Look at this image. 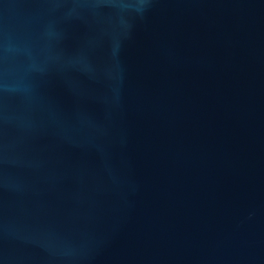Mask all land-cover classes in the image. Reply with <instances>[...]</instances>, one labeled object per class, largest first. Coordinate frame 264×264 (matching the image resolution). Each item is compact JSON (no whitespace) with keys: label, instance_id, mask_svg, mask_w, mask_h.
<instances>
[{"label":"water","instance_id":"95a60500","mask_svg":"<svg viewBox=\"0 0 264 264\" xmlns=\"http://www.w3.org/2000/svg\"><path fill=\"white\" fill-rule=\"evenodd\" d=\"M0 264H264V0H0Z\"/></svg>","mask_w":264,"mask_h":264}]
</instances>
